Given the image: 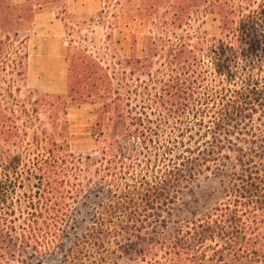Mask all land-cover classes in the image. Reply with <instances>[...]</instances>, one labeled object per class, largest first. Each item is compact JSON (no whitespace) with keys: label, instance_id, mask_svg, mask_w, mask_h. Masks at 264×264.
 Returning <instances> with one entry per match:
<instances>
[{"label":"trees","instance_id":"1","mask_svg":"<svg viewBox=\"0 0 264 264\" xmlns=\"http://www.w3.org/2000/svg\"><path fill=\"white\" fill-rule=\"evenodd\" d=\"M25 2L0 0V264H39L94 189L147 187L143 173L152 171L211 172L212 162L230 154L246 163L264 159V53L240 71L244 42L264 52V23L257 21L264 0H120L117 7L128 8L112 17L126 21L129 53L114 47L112 32L101 50L90 51L95 40L80 33L93 21L74 20L75 29L67 28L66 95L25 88L29 38L16 28L32 12L31 0ZM210 20L218 36L205 29ZM138 24L147 28L141 39ZM73 104L98 107L96 153L78 155L64 145ZM124 139H136L140 150L126 153ZM257 174L235 175L239 183L228 182L216 213L195 218L191 264H264V174ZM137 238L131 258L137 246L161 240L175 255L185 247L181 240L168 244L158 231ZM72 256L61 264H79Z\"/></svg>","mask_w":264,"mask_h":264},{"label":"rangeland","instance_id":"2","mask_svg":"<svg viewBox=\"0 0 264 264\" xmlns=\"http://www.w3.org/2000/svg\"><path fill=\"white\" fill-rule=\"evenodd\" d=\"M119 1L40 0V4L44 5L39 7L31 0L29 6L32 12L16 25L29 38L25 88L41 94H67L66 54L70 40L67 28L75 29L71 24L74 20L93 21L90 22L92 28L89 31L80 33L82 36L88 33L95 40V48L92 47L93 44L88 46L90 51L101 50L106 36L112 32L114 47L119 52L129 53L126 21L120 19L116 23L112 17L114 13L122 14L128 8L125 3L123 9L118 8ZM9 2L13 6L26 4L25 0ZM132 8L135 6L132 5ZM257 21L262 24L264 18ZM205 29L210 36L219 35L218 23L212 20ZM146 31V27L138 24L134 31L135 37L141 39ZM251 43L244 42L245 55L240 71L245 66L260 63L263 59V50L253 49ZM260 115L255 116V124L260 123ZM68 119L70 128L65 131L64 145L78 155L96 153L99 145L91 132L98 120V107L73 104L69 109ZM122 145L123 150L129 154L140 150L136 139H124ZM237 159L235 154H230L229 159L220 157V160L211 163L213 171L197 173L195 176H192L189 169L184 173L174 170L163 176L154 174L153 171L146 172L143 173V179L150 183L147 187L132 183L129 190L117 193L94 189L82 199V203L73 208L60 237V244L43 257L39 264H61L65 257L72 259V255L79 264H191L194 249L198 247L199 235L193 233L194 229L191 230L192 233L188 231L194 227L195 218L216 213V208L220 206L219 200L221 203L224 201L225 190L231 179L239 183L236 176L246 179L249 175L256 177L258 171L264 174V171L259 170V163L264 165V159H255L254 161L260 162L254 163H246L247 158L242 162ZM156 231L161 239L167 238L168 244L181 240L182 246H185L183 252L175 255L178 250L170 251L163 246L166 241L161 240L154 246H137L133 258L127 254L131 251L132 242L137 245L141 242L138 235L151 239ZM209 235L214 233L210 231ZM216 237L218 238L217 235ZM34 264L38 263L34 261Z\"/></svg>","mask_w":264,"mask_h":264}]
</instances>
